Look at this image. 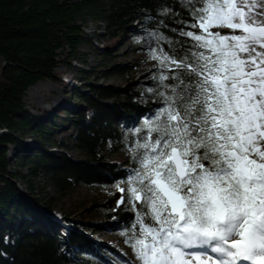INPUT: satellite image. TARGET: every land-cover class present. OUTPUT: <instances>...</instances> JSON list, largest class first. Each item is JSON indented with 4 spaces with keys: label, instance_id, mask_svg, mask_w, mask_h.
<instances>
[{
    "label": "snow or ice",
    "instance_id": "6c2138e0",
    "mask_svg": "<svg viewBox=\"0 0 264 264\" xmlns=\"http://www.w3.org/2000/svg\"><path fill=\"white\" fill-rule=\"evenodd\" d=\"M186 6L192 46L151 50L165 91L128 176L129 239L139 264H264V0Z\"/></svg>",
    "mask_w": 264,
    "mask_h": 264
},
{
    "label": "trees",
    "instance_id": "16d2710c",
    "mask_svg": "<svg viewBox=\"0 0 264 264\" xmlns=\"http://www.w3.org/2000/svg\"><path fill=\"white\" fill-rule=\"evenodd\" d=\"M186 3L187 0H0V128L5 129L0 133V264H127L116 261L105 245L89 240L75 227L67 228L63 243L54 220L45 217L51 208L49 199H40L31 179L40 170L60 193L78 181L108 184L114 178L122 180L123 170L108 159L120 147L117 124L128 126L129 118L144 110L145 124L127 131L125 136L127 140L141 141L148 135V122L163 106L161 92L165 90L158 79L159 63L154 75L144 81L147 90L141 102L131 99L136 92L127 79L118 88L93 85L87 93L75 89L76 94L83 95L85 110L64 119L73 127L70 143L83 152V159L44 150L43 143L68 145L52 138L64 119L58 123L34 120L24 108L23 94L37 80L58 79L60 74L55 68L60 63L65 69L74 67L71 60L76 58L80 43L87 42L84 28L88 19L103 22L110 44L118 40L127 25L139 21L140 27L134 32L149 49L190 48L194 41L182 36L181 31L200 30L190 28L193 17ZM165 8L170 9L167 14ZM153 33L164 39L157 41ZM94 51L99 57L109 55L100 48L94 47ZM111 68L122 76L128 70L117 64ZM76 70L82 79L88 77V70ZM110 97L116 100L107 102ZM23 131H33L38 146L31 150L21 142ZM11 143L13 156L26 169L24 173L9 168L7 144ZM17 182H22L30 200ZM112 190L113 196L99 204L101 221L93 230L108 228L110 221L119 220L129 238L130 225L143 206L134 209L133 201L131 208L116 207L115 186Z\"/></svg>",
    "mask_w": 264,
    "mask_h": 264
},
{
    "label": "rangeland",
    "instance_id": "374dc122",
    "mask_svg": "<svg viewBox=\"0 0 264 264\" xmlns=\"http://www.w3.org/2000/svg\"><path fill=\"white\" fill-rule=\"evenodd\" d=\"M139 27V21L130 23L124 28L118 40L110 44L108 43L109 40L107 39L103 22L88 19L84 28L87 42L80 43L76 58L71 60L74 67L65 69L64 64L60 63L55 68L56 73L60 74L58 79L45 78L37 80L24 91V108L31 114L30 116L34 120L45 119L58 123L64 118L71 117L85 110L83 95L76 94L75 89L87 93L89 92V87L93 85L118 88L125 84L126 79L131 80L132 90L136 92V96L131 99L141 102L144 98L143 93L147 90L144 81L154 75V68L157 67L159 60L152 58L151 49L135 34L134 31ZM211 31H218L223 35L230 30L214 27ZM94 47L102 49V52H109V55L99 57L94 51ZM114 64L128 69L126 75L122 76L115 72L111 68ZM76 67L88 70V77L82 79L84 77L77 72ZM104 68L106 70L102 72ZM119 98L121 99V96ZM112 100H116V98L110 97L106 99L107 102ZM145 113L146 111L139 110L133 117L129 118L128 126L126 127L117 124L118 129L121 131L120 147L116 153L109 154L108 159L117 169L123 170L122 180L114 178L108 184L78 181L65 193H60L53 188L42 171L38 170L36 175L32 177L34 192L40 199H49L51 208H49V212L45 211L47 213L45 217L54 220L55 228H57L59 236L63 238V243L68 228L67 225H69L70 227H75L76 231L89 240L105 245L110 252L109 254L116 261H124L127 264H139L130 239L124 233L119 220L110 221L108 228L97 230H93V228L98 221H101L99 204L113 196L112 188L114 186L117 193L115 199L116 207L122 196L125 199L123 203L119 204L118 208L132 207L133 201H129L127 198L129 196L128 190L131 187L128 182V176L133 169L139 166L136 159L137 144L143 143L144 139L141 141L135 138L127 140L125 135L127 131L134 130L136 126L145 124ZM71 131H73L71 123L64 119L59 129L55 134H52V138L57 142L67 143L68 147L48 146L43 143L45 146L44 150L62 152L71 158L83 159V152L70 143ZM19 139L31 150L38 146V137L33 131H23L20 133ZM7 146V155L11 160L9 168L17 169L24 173L26 171L25 167L19 165L13 156L14 145L11 143L7 144ZM128 160L133 162L129 163ZM17 186H19L22 194L30 200L22 187L24 186L22 182H17ZM120 189H125V191L121 192Z\"/></svg>",
    "mask_w": 264,
    "mask_h": 264
},
{
    "label": "water",
    "instance_id": "95a60500",
    "mask_svg": "<svg viewBox=\"0 0 264 264\" xmlns=\"http://www.w3.org/2000/svg\"><path fill=\"white\" fill-rule=\"evenodd\" d=\"M3 131H5V130H4V129H1V130H0V133H1V132H3ZM67 227H70V226H69V225H67Z\"/></svg>",
    "mask_w": 264,
    "mask_h": 264
},
{
    "label": "bare ground",
    "instance_id": "6f19581e",
    "mask_svg": "<svg viewBox=\"0 0 264 264\" xmlns=\"http://www.w3.org/2000/svg\"><path fill=\"white\" fill-rule=\"evenodd\" d=\"M230 32V31H229ZM229 32H227L226 34H228ZM55 104V103H54ZM65 231V230H64ZM65 235H66V233H65Z\"/></svg>",
    "mask_w": 264,
    "mask_h": 264
}]
</instances>
